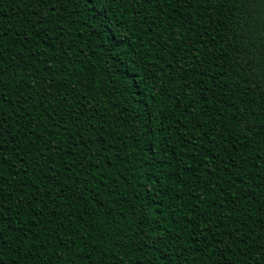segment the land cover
Segmentation results:
<instances>
[{"label":"trees","instance_id":"1","mask_svg":"<svg viewBox=\"0 0 264 264\" xmlns=\"http://www.w3.org/2000/svg\"><path fill=\"white\" fill-rule=\"evenodd\" d=\"M102 12L0 0V264H264V0Z\"/></svg>","mask_w":264,"mask_h":264},{"label":"snow or ice","instance_id":"2","mask_svg":"<svg viewBox=\"0 0 264 264\" xmlns=\"http://www.w3.org/2000/svg\"><path fill=\"white\" fill-rule=\"evenodd\" d=\"M123 0H77V3H82L84 5L85 11H91L93 9H96L97 7L103 9L102 15H108L109 12L112 14H115V8L122 6ZM87 18V17H86ZM113 37L118 41L115 47L119 51H122L119 49V43H122V39H120V35L113 32ZM5 81L3 79V71H0V87L4 85ZM3 93H0V96H2ZM7 124V118L0 116V136L4 134L5 125Z\"/></svg>","mask_w":264,"mask_h":264}]
</instances>
